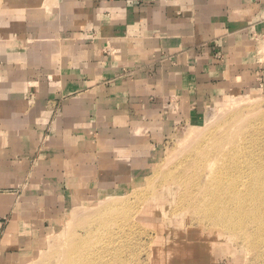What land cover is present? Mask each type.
<instances>
[{"label": "rangeland", "instance_id": "374dc122", "mask_svg": "<svg viewBox=\"0 0 264 264\" xmlns=\"http://www.w3.org/2000/svg\"><path fill=\"white\" fill-rule=\"evenodd\" d=\"M30 1L0 0V264H65L72 251L86 264H264L248 218L223 208L220 223L200 186L217 138L240 123L245 144L264 127V53L232 47L195 118L138 131L123 104L102 100L115 85L102 69L118 60L80 0ZM92 58L100 83L87 87Z\"/></svg>", "mask_w": 264, "mask_h": 264}, {"label": "crops", "instance_id": "0c3cea01", "mask_svg": "<svg viewBox=\"0 0 264 264\" xmlns=\"http://www.w3.org/2000/svg\"><path fill=\"white\" fill-rule=\"evenodd\" d=\"M80 3L90 13L92 21L88 20V25L95 30L101 27L103 45L109 43L114 49L118 62L107 59V66L102 69L114 81L115 85L110 87L114 96L102 100H111L117 106L123 104L129 115V129H151L162 117V124L174 130L202 110L212 89L221 82L217 77L230 60L232 47L238 49L239 55H250L258 48L261 55L264 53L263 45L258 47L257 37L264 34V0ZM95 49L94 45L91 50ZM224 56L228 58L224 60ZM96 61L92 58L86 62L88 68L82 70H88L83 77L87 87L100 83L95 75L98 71L93 68L95 64L100 66ZM131 71L134 76L128 77ZM244 75L238 74L236 79L245 78ZM85 102L86 107L90 106ZM70 111L66 106L67 115ZM109 116L98 121L116 120L117 115ZM95 122L94 119L91 125ZM11 203L12 200H6L5 209Z\"/></svg>", "mask_w": 264, "mask_h": 264}, {"label": "bare ground", "instance_id": "6f19581e", "mask_svg": "<svg viewBox=\"0 0 264 264\" xmlns=\"http://www.w3.org/2000/svg\"><path fill=\"white\" fill-rule=\"evenodd\" d=\"M30 2L35 5L41 3V1L38 2L37 0ZM26 5L27 4L22 2L20 7L24 8ZM262 45L264 47V44ZM6 84L7 83L5 82L3 85ZM262 118L264 119L263 116ZM251 124L253 125V123ZM236 125L237 127L234 131H229L228 134L217 138V140H215L216 142L214 141L215 146L213 151H216L219 154V164H212L210 167H208L211 180H209L210 182H207V184L200 185L202 186L201 189L203 190V197L201 200L206 201L209 204L212 211V216H214L213 213L221 211V214L220 212L217 213L219 219L216 215L215 219L217 217V221L222 220V224H224L226 221L225 216H223V208H225L224 210L228 208L227 214L231 216L234 214H239L241 216L247 217L248 220L245 222L247 225L244 224L246 229L244 227L243 228L246 230V232L248 229H251V239L254 238L252 239L253 246L261 248L264 246V127L260 128V130L256 129V131L249 135H245L247 141L245 144H242L245 141L242 139L243 132H237L238 128L241 127L242 124L237 123ZM225 139L227 142L223 144ZM241 140H243V142H240ZM228 142L233 145L231 148H226V144ZM226 149H231V151H227ZM207 152H209V150L203 151L202 155ZM256 155H260V158L256 159ZM223 156L227 160L224 159ZM201 161L202 159L198 160V167L205 168V166L201 164ZM220 162H222V164H220ZM210 185H212V188L214 187L213 190ZM224 193L227 196H224ZM223 199L225 201H223ZM206 202L204 203L206 204ZM217 202H224V204L222 203L221 206H223L220 208V205H218ZM230 203H232V206ZM204 212H206V210ZM208 215L211 216L210 214ZM220 215L223 216H221V219ZM227 216L228 215H226V218ZM228 219L233 220L232 217L229 218V216ZM248 224L249 226L252 225L256 228H247ZM235 230L238 231V228H235ZM76 249H78V247H75L74 244L73 250ZM83 257L81 258L83 262L76 259L74 252L72 251L71 255L67 257L65 264H86L88 260L84 259ZM89 258L90 257H87V259ZM84 261L86 263H84Z\"/></svg>", "mask_w": 264, "mask_h": 264}]
</instances>
